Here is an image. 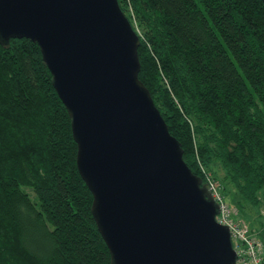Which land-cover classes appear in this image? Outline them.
Segmentation results:
<instances>
[{"label": "trees", "instance_id": "16d2710c", "mask_svg": "<svg viewBox=\"0 0 264 264\" xmlns=\"http://www.w3.org/2000/svg\"><path fill=\"white\" fill-rule=\"evenodd\" d=\"M117 1L138 35V78L184 162L219 189L220 172L241 220L242 203L264 204L262 0ZM75 154L37 43L0 44V264H110ZM246 225L264 244V224Z\"/></svg>", "mask_w": 264, "mask_h": 264}, {"label": "water", "instance_id": "95a60500", "mask_svg": "<svg viewBox=\"0 0 264 264\" xmlns=\"http://www.w3.org/2000/svg\"><path fill=\"white\" fill-rule=\"evenodd\" d=\"M22 37L37 43L70 118L110 264H235L209 184L138 78V35L118 1L0 0V44Z\"/></svg>", "mask_w": 264, "mask_h": 264}, {"label": "built area", "instance_id": "2783aa9c", "mask_svg": "<svg viewBox=\"0 0 264 264\" xmlns=\"http://www.w3.org/2000/svg\"><path fill=\"white\" fill-rule=\"evenodd\" d=\"M209 184L211 195L218 205L215 220L219 224L226 225L232 248L235 251V264H264V244L262 240L253 234L245 222L235 218L231 207L224 200V196L213 180L206 181ZM264 216V211H262Z\"/></svg>", "mask_w": 264, "mask_h": 264}, {"label": "rangeland", "instance_id": "374dc122", "mask_svg": "<svg viewBox=\"0 0 264 264\" xmlns=\"http://www.w3.org/2000/svg\"><path fill=\"white\" fill-rule=\"evenodd\" d=\"M215 175L217 180L220 181V183L223 185L220 172H216ZM221 184L220 190L224 195V200L230 204H236L235 200L232 199L233 191L231 189V186L227 184L223 187ZM242 204L243 205H241V207L239 208L240 210L238 211L239 218H241V220L245 221L247 224H251L250 226L253 228L261 227L264 224V217L260 214V212H262V209L264 208L263 202L255 204Z\"/></svg>", "mask_w": 264, "mask_h": 264}]
</instances>
